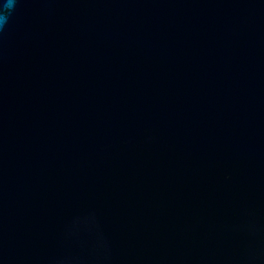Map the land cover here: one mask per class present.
Returning a JSON list of instances; mask_svg holds the SVG:
<instances>
[{
	"label": "water",
	"instance_id": "95a60500",
	"mask_svg": "<svg viewBox=\"0 0 264 264\" xmlns=\"http://www.w3.org/2000/svg\"><path fill=\"white\" fill-rule=\"evenodd\" d=\"M0 264H264V0H17Z\"/></svg>",
	"mask_w": 264,
	"mask_h": 264
},
{
	"label": "clouds",
	"instance_id": "9594fccd",
	"mask_svg": "<svg viewBox=\"0 0 264 264\" xmlns=\"http://www.w3.org/2000/svg\"><path fill=\"white\" fill-rule=\"evenodd\" d=\"M17 0H0V31H3L4 26L8 22L11 15V10L14 9ZM4 10H8L5 12Z\"/></svg>",
	"mask_w": 264,
	"mask_h": 264
}]
</instances>
